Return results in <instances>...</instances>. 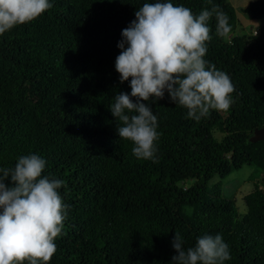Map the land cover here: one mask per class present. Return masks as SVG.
<instances>
[{
	"label": "trees",
	"instance_id": "1",
	"mask_svg": "<svg viewBox=\"0 0 264 264\" xmlns=\"http://www.w3.org/2000/svg\"><path fill=\"white\" fill-rule=\"evenodd\" d=\"M49 2L39 18L0 35V168L38 154L42 175L64 181L67 216L48 264H172L176 232L185 249L220 234L231 257L224 264H264V142L248 141L264 127V0L239 9L228 0H171L194 15L218 6L228 16L225 37L215 16L209 21L205 59L230 76L234 103L194 120L167 93L150 98L155 162L132 154L110 111L115 95L131 94L115 69L122 30L154 0ZM236 13L263 22L252 27L256 35L235 34ZM243 166L263 176L242 197L238 218L219 182L207 183Z\"/></svg>",
	"mask_w": 264,
	"mask_h": 264
},
{
	"label": "clouds",
	"instance_id": "2",
	"mask_svg": "<svg viewBox=\"0 0 264 264\" xmlns=\"http://www.w3.org/2000/svg\"><path fill=\"white\" fill-rule=\"evenodd\" d=\"M49 0H0V35L30 23L52 8ZM215 16L216 34L228 36V16L213 6L198 15L171 0L144 3L136 19L122 30L115 69L120 82L130 79L131 94L118 93L111 114L122 122V140L133 144L137 159L156 161L158 118L148 103L168 94L171 102L200 120L210 110L226 111L234 103L230 76L205 59L211 40L209 21ZM135 98V102H133ZM46 161L38 154L18 158L13 168H0V264H48L57 251L68 206L58 191L64 181L43 176ZM11 181L7 185L5 181ZM172 264H224L230 250L222 236L198 237L185 249L176 232Z\"/></svg>",
	"mask_w": 264,
	"mask_h": 264
},
{
	"label": "rangeland",
	"instance_id": "3",
	"mask_svg": "<svg viewBox=\"0 0 264 264\" xmlns=\"http://www.w3.org/2000/svg\"><path fill=\"white\" fill-rule=\"evenodd\" d=\"M230 0H228L229 2ZM253 1V0H250ZM238 18V26L236 27L235 34L241 35L246 34L248 35L253 25H246L241 26V18L237 14ZM248 20L247 18H243ZM240 21V22H239ZM262 25L263 22H256L254 25L257 27L258 25ZM257 30V29H256ZM263 174L252 167L243 166L241 169L237 171H232L227 177L224 179H218L216 177L212 178L208 183L207 186L210 187L211 185L216 184L219 182V188L221 192V197L230 199L235 203L237 217L240 218L245 213V207L242 201V197L252 190V184L256 181H259Z\"/></svg>",
	"mask_w": 264,
	"mask_h": 264
},
{
	"label": "crops",
	"instance_id": "4",
	"mask_svg": "<svg viewBox=\"0 0 264 264\" xmlns=\"http://www.w3.org/2000/svg\"><path fill=\"white\" fill-rule=\"evenodd\" d=\"M250 2V0H230L229 3L230 5L234 8V9H239V8H243L244 6L247 5V3ZM239 15V14H238ZM240 18H241V26H246V25H253V27L255 26L254 23H256L255 21L253 20H245L243 19L244 17H242L241 15H239ZM236 19L238 21V18H237V13H236Z\"/></svg>",
	"mask_w": 264,
	"mask_h": 264
},
{
	"label": "water",
	"instance_id": "5",
	"mask_svg": "<svg viewBox=\"0 0 264 264\" xmlns=\"http://www.w3.org/2000/svg\"><path fill=\"white\" fill-rule=\"evenodd\" d=\"M248 141L250 143H255L259 141L264 142V127L254 130Z\"/></svg>",
	"mask_w": 264,
	"mask_h": 264
},
{
	"label": "built area",
	"instance_id": "6",
	"mask_svg": "<svg viewBox=\"0 0 264 264\" xmlns=\"http://www.w3.org/2000/svg\"><path fill=\"white\" fill-rule=\"evenodd\" d=\"M251 35H256V30H255V28H252V30H251Z\"/></svg>",
	"mask_w": 264,
	"mask_h": 264
}]
</instances>
